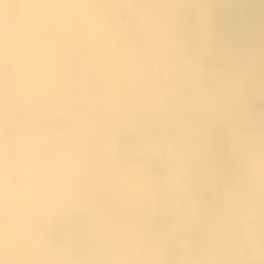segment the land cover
<instances>
[{
	"label": "clouds",
	"instance_id": "obj_1",
	"mask_svg": "<svg viewBox=\"0 0 264 264\" xmlns=\"http://www.w3.org/2000/svg\"><path fill=\"white\" fill-rule=\"evenodd\" d=\"M0 264H264V0H0Z\"/></svg>",
	"mask_w": 264,
	"mask_h": 264
}]
</instances>
